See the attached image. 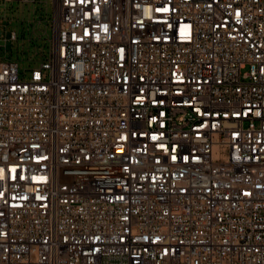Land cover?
Segmentation results:
<instances>
[{"label": "built area", "instance_id": "obj_1", "mask_svg": "<svg viewBox=\"0 0 264 264\" xmlns=\"http://www.w3.org/2000/svg\"><path fill=\"white\" fill-rule=\"evenodd\" d=\"M52 10L0 62V264H264V0Z\"/></svg>", "mask_w": 264, "mask_h": 264}, {"label": "rangeland", "instance_id": "obj_2", "mask_svg": "<svg viewBox=\"0 0 264 264\" xmlns=\"http://www.w3.org/2000/svg\"><path fill=\"white\" fill-rule=\"evenodd\" d=\"M52 13V0H0V62L14 61L20 74L37 69L49 50ZM11 32L16 41H8Z\"/></svg>", "mask_w": 264, "mask_h": 264}, {"label": "snow or ice", "instance_id": "obj_3", "mask_svg": "<svg viewBox=\"0 0 264 264\" xmlns=\"http://www.w3.org/2000/svg\"><path fill=\"white\" fill-rule=\"evenodd\" d=\"M166 10V9H165ZM157 11H162V9H157ZM173 159H175V157H173Z\"/></svg>", "mask_w": 264, "mask_h": 264}]
</instances>
